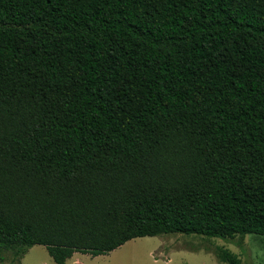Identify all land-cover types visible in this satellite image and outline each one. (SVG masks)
<instances>
[{
  "label": "trees",
  "instance_id": "1",
  "mask_svg": "<svg viewBox=\"0 0 264 264\" xmlns=\"http://www.w3.org/2000/svg\"><path fill=\"white\" fill-rule=\"evenodd\" d=\"M168 234L264 236V0H0V261Z\"/></svg>",
  "mask_w": 264,
  "mask_h": 264
},
{
  "label": "rangeland",
  "instance_id": "2",
  "mask_svg": "<svg viewBox=\"0 0 264 264\" xmlns=\"http://www.w3.org/2000/svg\"><path fill=\"white\" fill-rule=\"evenodd\" d=\"M241 242L168 234L133 239L107 255L80 256L83 264H264V236L250 234ZM0 264L56 263L45 247L34 246L21 259L5 253Z\"/></svg>",
  "mask_w": 264,
  "mask_h": 264
},
{
  "label": "crops",
  "instance_id": "3",
  "mask_svg": "<svg viewBox=\"0 0 264 264\" xmlns=\"http://www.w3.org/2000/svg\"><path fill=\"white\" fill-rule=\"evenodd\" d=\"M37 246H41V245H37ZM80 255H82V254H80V253H75L73 256H72V258H70L67 262H66V264H69V263H71L72 262V264H83V258H82V256H80Z\"/></svg>",
  "mask_w": 264,
  "mask_h": 264
}]
</instances>
